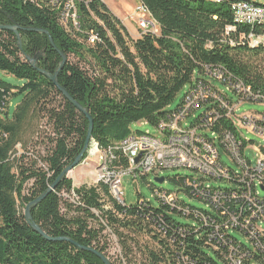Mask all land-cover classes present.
I'll use <instances>...</instances> for the list:
<instances>
[{
	"label": "trees",
	"instance_id": "trees-1",
	"mask_svg": "<svg viewBox=\"0 0 264 264\" xmlns=\"http://www.w3.org/2000/svg\"><path fill=\"white\" fill-rule=\"evenodd\" d=\"M232 1L139 0L160 33L133 39L102 0L75 1L77 25L72 19L65 22L63 4L0 0V25H18L21 38L19 43L14 31L0 29V70L23 81L16 87L0 79V264H105L69 240L47 239L19 208L47 192L81 153L89 131L87 115L40 69L53 75L63 59L61 52L66 56L58 82L93 120L89 147L97 143L103 150L125 140L136 123L146 122L158 129L167 113L182 104L186 93L177 108L169 109L178 93L194 81H206V66L222 68L226 76L242 81L264 98V41L253 45L249 39L250 34L264 39V24H237ZM40 53L35 67L27 57ZM71 56L92 65V72L72 62ZM19 93L24 97L11 114L6 96L11 102ZM57 98L60 102L55 105ZM212 110L214 115L208 119L212 131L220 136V152L226 151V134L236 139L242 152L247 143H238L240 129L232 117L217 104ZM43 117L51 126V134L46 136L42 134L45 125H39ZM37 144L44 154H31ZM116 154L115 165L127 167V158ZM230 170L233 174L234 169ZM186 178H175L183 186L177 192L196 198L186 186ZM72 183L64 178L33 206L32 221L52 238L66 237L104 253L111 264H220L207 249L224 264H230L231 252L242 256L241 264H264L261 250L252 252L247 243L237 242L225 229L230 214L239 215L237 206L246 208L242 199L225 197L222 208L209 205L212 210L202 209L215 214L214 222L202 228L194 225L193 211L184 216L160 199L156 207L145 198L135 205L122 204L103 181L75 188ZM231 183L232 189L244 185L239 176ZM176 216L193 223H182ZM107 229L121 249L115 257L109 254ZM141 236L148 238L146 244L139 242Z\"/></svg>",
	"mask_w": 264,
	"mask_h": 264
},
{
	"label": "built area",
	"instance_id": "built-area-1",
	"mask_svg": "<svg viewBox=\"0 0 264 264\" xmlns=\"http://www.w3.org/2000/svg\"><path fill=\"white\" fill-rule=\"evenodd\" d=\"M75 1L50 0L55 6L63 4L64 19L67 21L72 19L77 25ZM232 7L241 12V21H238L237 24L258 25V23H264V4H260L256 0H234L232 1ZM136 12L144 13V8L138 5ZM148 18L157 23L153 17ZM141 20L143 21L141 22ZM141 20L139 25L145 31L144 33L155 32L153 29H148L149 20ZM232 28L235 27H230L229 29ZM262 38L255 37L253 34L249 35L253 45L262 43ZM206 75L221 81L226 85L227 89L221 90L212 82L204 80L194 81L191 86L185 88L186 94L180 107L168 112L163 121L159 123L158 135L141 133V137H132L131 133L125 140L105 149L102 169L105 168L106 171L99 176L100 182L103 181L108 185L109 192L114 198L120 203L126 204L122 189V178L125 175H132L133 180L139 184L140 178L159 177L162 171L166 169H192L199 176L187 177L185 184L191 189L192 194L196 198L204 201L208 206L211 205L216 209L222 208L225 205V197L228 200L231 197L232 199L245 201L246 208L237 206L236 209L239 210V215L236 216V213L230 214V222L224 223L225 229L237 242L247 243L248 249L252 252L261 250L264 253V197L259 192V187L261 188L264 185V145H258L245 137L239 138V144L247 143V146L241 152L235 139L230 134L224 135V142L227 145L225 152L237 160L235 162L238 165V169H234L232 174L230 167L222 161L219 149L220 136L212 131V122L208 119V116L214 115L212 108L216 104L228 110L227 116H235L232 114L234 109H229L228 107V104H234L233 99L230 100L229 98L228 89L236 93L237 98L241 101H260L264 103V98L254 94L242 81L226 76L222 68L206 66ZM10 99L11 97L6 96L7 107L11 104ZM201 108H204V111L199 116L194 117L195 112ZM183 111H192L194 120L189 122V118H183ZM205 116L207 118L203 120ZM233 118L241 119L239 120L241 128L247 133L251 129L249 124H252L257 131L259 130V133L262 134L260 136L264 140V116L257 118L256 121L248 120L244 114ZM247 124L248 128L245 127ZM251 148H253V151L250 150ZM172 149H180V157H172ZM40 150L44 154L42 147ZM116 152H118L119 156L127 158L129 161L127 167L115 165V161L119 160ZM252 155H254V160ZM138 158L139 160L137 161ZM237 176L241 177V182H244V185L240 186V188L215 187L210 183L212 179L232 182L233 177ZM148 183L149 185L152 184L149 181ZM153 189L157 199L170 205V208L176 209L179 214L190 216L193 211V215L197 219L196 221L194 220V225L198 224L202 228H208L214 222L213 217H215V214L213 212L206 214L202 209L190 208L178 192L158 188L154 185ZM226 191L231 192L227 193ZM72 196H76L74 190L72 191ZM144 200L154 207L150 200ZM172 213L170 210L167 212L170 217L173 216ZM237 232L242 233L246 237L245 242L236 237ZM104 233L110 234L111 244L114 243L110 244V247L118 251L114 252V254H120L121 249L117 244L115 235L112 234L110 229H107ZM213 247L217 249V246ZM228 260L230 264H241L242 256L231 252Z\"/></svg>",
	"mask_w": 264,
	"mask_h": 264
},
{
	"label": "rangeland",
	"instance_id": "rangeland-1",
	"mask_svg": "<svg viewBox=\"0 0 264 264\" xmlns=\"http://www.w3.org/2000/svg\"><path fill=\"white\" fill-rule=\"evenodd\" d=\"M102 1L109 7L111 12L120 19L122 25L125 26V28L128 31L131 38L137 39L142 34H144L145 31L142 30V28L139 25L141 19L149 20L150 24L148 25V29L149 30L153 29L155 31V32L151 31V32H147V33H155V34L160 33V28H159L157 23H154L153 20L151 18H148V16L145 15L144 13H137L136 12V7L140 4L139 0H102ZM256 1H258L260 4H262V3L264 4V0H256ZM142 21L143 20H141V22ZM65 22H67V20H65ZM262 40L264 41L263 38H262ZM251 44H253V43L251 42ZM70 60L72 62L80 64V66L82 68H84L86 71H88L89 73L92 72V65L88 64L85 61H81L78 57L71 56ZM91 62L94 65L92 60H91ZM263 68H264V65H263ZM203 77L205 78V80L211 81L215 86H218L219 89H221V90L225 89V88L227 89L226 85L223 84L221 81H218L217 79H213L212 77H210L208 75H204ZM0 79L11 84V85H13V86H16V87H21L23 85L22 80L18 79L17 77H15V76H13V75L5 72V71H1V70H0ZM227 93H228L229 97H231L234 101V105L228 104L229 109H234L233 112L229 110L230 112H232L233 115H235V116L239 115L240 116V115L244 114L248 118V120H252V121H256L257 118L264 116V103H262L260 101H256L257 103L253 102V101L252 102L251 101L244 102V100L241 101L237 98V94L234 93L231 89H228ZM184 94H185V88H183L178 93L177 97L170 104L169 109L177 108L178 105L181 103V101L184 97ZM23 97H24V95L22 93H19V94H16L13 96V98L11 100V104H10V113L11 114L14 113L17 105L22 101ZM56 101H57V103L55 105H58V102H60V100H58V98H57ZM225 110H226V116H227L228 110L227 109H225ZM203 111H204V108L197 110L195 112L194 117L199 116ZM235 116H233V117H235ZM194 117L191 116L189 118V122H192L194 120ZM239 120H241V119H239ZM241 123L244 124L243 121H241ZM41 124L45 125L44 132L42 133L43 136L51 134V126H50V124H48V120L46 117H43L40 120L39 125H41ZM245 127H248V124L245 125ZM249 128H251L249 133H247L246 131H243V129H241L244 137L246 139L253 141L254 143H256L258 145H264V140L262 139L263 137H260V135L262 136V134L259 133V130L257 131L253 127L252 124H249ZM252 129H254L255 131H253ZM136 131H139L141 133H150L151 135H158L159 134V130L155 126H153L149 123H146V122L134 124L132 134H140ZM40 148H41V145L37 144V146H35L31 150V154L32 153L36 154L37 152L41 153ZM91 148H92V146L88 147V150L86 152V153H88V156L86 158L83 157V159L81 160V163L77 167H75L72 171H70L68 173L67 178L72 179V181H73L72 187H74V188L81 186L83 184L93 185L95 183H99L100 182L99 176L103 172L106 171L105 168L102 169V167L104 166V163H103L104 161L100 158V154L98 155L97 151L95 150V147L92 148L95 150L93 152H92ZM252 149L253 148H251L250 150L253 151ZM254 150L256 151L255 148H254ZM98 157H99V159H98ZM221 157H222V161L225 164L232 167L233 169H236V170L238 169V165L235 162L237 160L235 158H232L230 154H228L224 150H221ZM252 159H254V155H252ZM138 160L139 159H137V161ZM160 176H163L166 179L163 183L156 182L154 176H150L148 179L140 178L139 184H138L137 182H135L133 180L132 175H130V174L125 175L122 178V189L124 191L123 197L125 198L124 200L126 201V203L128 205H135L139 201L140 198H145L146 200H150L154 206H157L158 200H157V197L155 196V191H154L153 187L148 184V181L151 182L154 186H156L158 188L177 192L180 189H182L183 186L177 180H175V178L199 176V174L196 171L189 169V168H177V169H166V170L162 171ZM31 183L29 182L27 184V188H29L31 186ZM210 183L215 187L220 186L223 188H230V187L234 186V184L231 182H225V181H221V180H213L212 179L210 181ZM259 192H260V195L262 197H264V191L260 187H259ZM180 195L182 196V199L187 204H189L191 206L197 207L199 209L212 210V208L210 206H208L205 202H203L197 198L191 197L190 195H188L187 193H185L183 191L180 193ZM19 208L24 213L25 207L19 206ZM176 218L182 223H190V224L193 223V221L191 219L183 217V216H176ZM236 237H238V239H240L243 242L246 241V237L241 233L237 232ZM147 241H148V238H146L145 236L139 237L140 243L146 244ZM112 244H114V243H112ZM206 251L209 252L211 254V256L216 261H218L220 264H224V262L217 256V254L212 249H207ZM114 252H118V251L116 249H113L112 247H110L109 254L112 257H115L118 254V253L114 254Z\"/></svg>",
	"mask_w": 264,
	"mask_h": 264
},
{
	"label": "water",
	"instance_id": "water-1",
	"mask_svg": "<svg viewBox=\"0 0 264 264\" xmlns=\"http://www.w3.org/2000/svg\"><path fill=\"white\" fill-rule=\"evenodd\" d=\"M0 29H7V30H12L14 31L16 34H17V37H18V41L19 43H21V38H20V34H19V29L20 27L18 25H0ZM38 31H41V32H45V30H38ZM51 40V43L55 46V44L53 43V40L50 38ZM61 55L63 57L61 63H60V66H59V69L57 70V72L53 75H51L49 72L45 71V70H42L40 69V71L45 74L46 76H48L56 85L57 87L60 89V91L63 92V94L65 95V97L67 99H69L76 107L77 109H79L80 111L84 112L87 117L89 118V121H90V124H89V131H88V134H87V139H86V143H85V146L83 148V150L81 151V153L77 156V158L75 159V161H73L71 164H69L63 171L62 173L58 176V178L56 179V181L48 188L47 192H45L43 195H41L40 197H38L36 200H34L33 202L29 203L26 208H25V217H26V220L27 222L36 230L38 231L41 235H43L44 237H46L47 239H50V240H69L71 243H73L76 247H78L79 249H82V250H86V251H89V252H92L94 253L96 256H98L105 264H111L110 261H109V258L102 252L94 249V248H91V247H86V246H82L81 244H79L78 242H75L69 238H52L50 237L49 235H47L36 223H34L32 221V215H31V208L33 206H35L37 203H39L41 200H43L46 195L48 193H50L51 191H53L56 186L58 185V183L63 180L64 178H67L68 176V173L70 171H72L75 167H77L80 163H81V160L83 159V157L85 156L87 150H88V147L90 145V142L92 140V130H93V120L90 116V114L87 112V110L76 100H74L70 94L67 92V90L60 85V83L58 82V79H57V75H58V71L61 69V67L65 64L66 62V56L61 52ZM42 56V54H38L37 56H35L34 58L28 56V60H30L32 62V65L36 67V62L38 60V58H40ZM139 159V158H138ZM155 181L156 182H159V183H163L165 181V177L163 176H160V177H155ZM261 189L264 191V185L261 186Z\"/></svg>",
	"mask_w": 264,
	"mask_h": 264
},
{
	"label": "bare ground",
	"instance_id": "bare-ground-1",
	"mask_svg": "<svg viewBox=\"0 0 264 264\" xmlns=\"http://www.w3.org/2000/svg\"><path fill=\"white\" fill-rule=\"evenodd\" d=\"M215 2H221V0H213ZM224 1V0H223ZM222 1V2H223ZM263 4V3H262ZM141 7L144 8V14L147 15L148 17H152L151 16V13L149 12V10L142 4L140 3L139 4ZM232 10H233V13H234V18H235V21L238 23V21H241V12L238 11V10H235L233 7H232ZM258 24H264V23H258ZM144 32V31H143ZM158 32V31H157ZM214 67V66H213ZM206 70V69H205ZM215 79V78H214ZM207 81V80H206ZM219 81V80H218ZM218 87V86H217ZM226 89V88H225ZM224 89V90H225ZM186 93V92H185ZM235 100V99H234ZM245 101V100H244ZM246 102V101H245ZM252 102V101H251ZM243 103V102H242ZM257 103V102H256ZM246 104V103H245ZM234 105V104H233ZM243 105V104H242ZM234 107V106H233ZM241 107V106H240ZM239 110V109H238ZM240 113V112H239ZM192 116V111H183V118H190ZM254 116V115H253ZM233 119V122L234 124L240 129V136L241 138H244V135L241 131V125L239 123V120L237 119ZM255 120V119H254ZM248 128V127H247ZM255 131V130H253ZM217 133V132H216ZM252 133V132H251ZM258 134V133H257ZM132 137H141V133L140 134H132ZM224 137V136H223ZM261 137V136H260ZM236 140V139H235ZM95 147V150L97 151L98 155L100 154V158L103 159V155H105V150L101 149V147H99V145L97 143H93L92 144V148ZM92 152L95 151L94 149H92ZM221 148V147H220ZM223 150V149H222ZM225 150V149H224ZM242 150V149H241ZM243 151V150H242ZM96 153V154H97ZM172 157H180V149H172ZM99 159V157H98ZM254 160V159H253ZM230 167V166H229ZM236 170V169H235ZM240 178V177H239ZM100 179V178H99ZM137 185V184H136ZM137 187V186H136ZM245 246V245H244ZM258 251V250H257ZM239 254V253H238ZM263 255V254H262Z\"/></svg>",
	"mask_w": 264,
	"mask_h": 264
},
{
	"label": "crops",
	"instance_id": "crops-1",
	"mask_svg": "<svg viewBox=\"0 0 264 264\" xmlns=\"http://www.w3.org/2000/svg\"><path fill=\"white\" fill-rule=\"evenodd\" d=\"M243 129V128H242Z\"/></svg>",
	"mask_w": 264,
	"mask_h": 264
}]
</instances>
